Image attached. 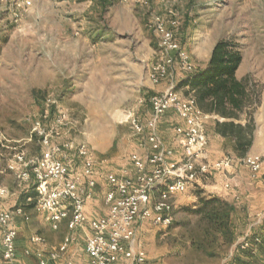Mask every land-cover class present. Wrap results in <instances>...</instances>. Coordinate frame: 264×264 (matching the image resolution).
Segmentation results:
<instances>
[{
	"label": "rangeland",
	"instance_id": "1",
	"mask_svg": "<svg viewBox=\"0 0 264 264\" xmlns=\"http://www.w3.org/2000/svg\"><path fill=\"white\" fill-rule=\"evenodd\" d=\"M19 1L0 0V187L9 189L0 198L1 207L13 208L28 185L8 168L9 161L21 153L35 159L44 151L37 121L46 131L55 128L53 144L87 145L103 171L117 172L128 165L129 154L137 149L130 117L148 118L150 96L167 86L166 80L154 84L149 74L160 50L154 16L168 20L169 11L176 12L181 25L178 41L195 62L202 63L219 39L239 45L242 63L236 76L246 78L249 89L259 94V101L245 110L253 127L247 153L264 156V0H106V7L105 0H31L29 7L19 6ZM184 78L177 67V83ZM185 91L179 89L183 96L191 93ZM59 117L64 118L61 124L56 122ZM64 154L73 166L80 165L73 151ZM247 176L241 160L232 169L211 171L178 195L172 225L145 223L140 239L150 263L159 257L150 258L149 250H162L163 264H221L230 247L207 256L193 246L197 190L204 191L201 196H219L228 190L223 185L227 179L233 178L232 188L237 189L236 180L242 177L246 181L242 185L264 196V169L255 182ZM109 188L99 179L94 193L104 201ZM245 194L237 208L248 222V204L249 211H257L264 200H248ZM27 215L28 236L42 234L55 244L67 234L65 222L53 232L43 214L33 209Z\"/></svg>",
	"mask_w": 264,
	"mask_h": 264
},
{
	"label": "built area",
	"instance_id": "2",
	"mask_svg": "<svg viewBox=\"0 0 264 264\" xmlns=\"http://www.w3.org/2000/svg\"><path fill=\"white\" fill-rule=\"evenodd\" d=\"M19 6L29 7L31 0L19 1ZM165 20L154 16V30L158 34L159 57L153 65L149 79L154 84L167 86L154 92L149 99V117H130V124L139 138V147L128 156V165L121 171L100 168L94 151L85 144L50 142L51 133L36 123V131L42 136L44 151L35 159L28 160L25 154H16L9 161L8 168L21 181L33 178L39 194L35 210L43 214L52 230L57 231L67 221V234L56 251L46 255V238L40 234L31 237L33 248L25 253L34 255L36 264H49L69 253L77 240L74 233L89 228L85 249L89 264H151L147 249L140 239L141 227L148 222L167 228L174 222V204L179 194L189 189L191 182L205 177L211 171L223 172L231 164L229 158L215 162H203L208 147L206 122L209 114L197 104L195 95L180 94L177 89V67L186 77L199 68L187 48L177 38L180 22L174 11ZM176 113L180 123L175 125V141L181 147L178 160H174L175 148L169 146L159 130L161 119L169 112ZM48 118V111L44 115ZM64 118L56 119L58 124ZM58 133V132H56ZM59 134V133H58ZM64 151H73L80 159L78 167ZM252 180L259 179L264 169V156L247 154L241 159ZM102 171V172H101ZM108 182L106 194L107 213L97 218L86 214L87 202L93 197L98 180ZM264 183V181H263ZM225 189H232L230 180L224 182ZM9 194L7 187H0V198ZM15 215L30 217L24 209L0 206V264H17L16 241L18 230ZM263 228L254 232L252 228L234 244L240 250L257 252L264 250V209L257 214L256 223ZM66 264H74L67 260Z\"/></svg>",
	"mask_w": 264,
	"mask_h": 264
},
{
	"label": "trees",
	"instance_id": "3",
	"mask_svg": "<svg viewBox=\"0 0 264 264\" xmlns=\"http://www.w3.org/2000/svg\"><path fill=\"white\" fill-rule=\"evenodd\" d=\"M103 5L106 7L108 1L105 0ZM241 60L242 53L237 43L219 39L212 48L207 64L203 68L199 67L195 73L187 74L177 83V89L186 90V95L190 92L195 95L203 111L238 118L245 107L254 100L259 101V94L249 89L247 79L236 77ZM215 128L232 145L237 159L247 155L252 146L253 127L250 118L245 125L217 122ZM36 188L37 184L31 178L16 199V207L26 212L35 209L39 196ZM197 192L200 193L199 203L193 213L199 218L191 231L193 246L207 256H216L219 249L225 250L239 238L246 222L232 202L211 193L201 196L204 193L201 188Z\"/></svg>",
	"mask_w": 264,
	"mask_h": 264
},
{
	"label": "crops",
	"instance_id": "4",
	"mask_svg": "<svg viewBox=\"0 0 264 264\" xmlns=\"http://www.w3.org/2000/svg\"><path fill=\"white\" fill-rule=\"evenodd\" d=\"M212 51V49H211ZM211 51L208 55V57L206 59H203L202 63H197L198 68L205 66L207 64V61L209 60ZM237 77V76H236ZM240 78V77H238ZM241 79V78H240ZM162 90H159L157 92H160ZM248 107H245L242 112L240 113V116L238 118H234V117H228V116H223V115H217L214 112H210V111H203L209 114V117L207 119L206 122V129H207V133H208V147L205 151V155H204V159L202 160L203 162H215V161H219L222 160L223 158H229L231 161L230 164V169L233 168L235 161L237 162V160H241V159H237V156L233 150V147L229 145H227V140L224 136H221L220 134L217 133L216 128H215V124L221 123V122H234L235 124H242L245 125L246 122L249 120V117H247L245 115V110L248 109ZM134 116V115H132ZM180 123V119L178 117V115L176 113H173L172 111L169 112L167 115H165L160 123H159V130L160 133L162 134L163 138L165 139V141L168 143L169 146H173L176 150L175 155L173 156L174 160H178V157L180 155L181 152V147L176 143L175 141V125ZM137 149L133 150V151H137L138 149H142L141 147H139V138H137V144H136ZM234 152V156L230 154ZM131 151V152H133ZM249 154V153H247ZM260 154V153H259ZM262 155V154H261ZM245 167V165H244ZM246 168V167H245ZM247 170V168H246ZM247 178L249 179V181H256V180H252V178H250L249 176V172L247 170ZM235 179H237L235 177ZM238 180V181H237ZM236 180V183H239V188L234 189L232 188L231 190H227V192H223V194L221 193L219 196H224L225 198L231 197L232 195V201L231 198L227 199L228 201L232 202L236 207L240 206V200L244 198L243 193L245 194V198H247L248 200H256L255 202L259 201V200H264V196L263 195H258L255 194V192L253 190H249L245 184L242 185L243 183H245V179L240 177ZM258 180V179H257ZM231 184L232 186H234L233 183V178L231 180ZM248 184H251L250 182ZM237 185V184H236ZM218 186H211L212 189L216 188ZM95 190V189H94ZM214 194V193H212ZM219 193H217L216 195H218ZM180 195V194H179ZM16 201V200H15ZM237 203V204H236ZM17 201L14 203L13 208H17L16 207ZM257 204V203H256ZM241 208V207H239ZM251 203L250 205L248 204L247 206V211L249 214L248 216L250 217V219L248 220V222H246L245 227L243 228V233L239 236V238L244 235L246 232H248L251 228L252 230L256 233L259 230H261L263 228V223H256V219H257V214L259 212H261V210L264 209V207H261L259 209H257V211H249V209H251ZM243 209V208H242ZM108 210V205L106 202V199L103 200H99V198L96 196V193L93 194V197L90 199V201L87 202L86 205V214L87 216L90 218H97L100 216H103L104 214L107 213ZM238 210V208H237ZM244 210V209H243ZM239 214L242 215V212L240 210ZM26 212V211H25ZM27 214V212H26ZM252 215L255 216V218L252 220ZM15 219H16V226H17V230H18V238L16 241V245H17V251L19 253L18 255V259H17V263L18 264H36L37 263V259L34 255H28L25 253V248L29 247V248H33V244L31 243V236H28L29 234V229H27L26 227V223L25 221H28V219H26V217L22 216V215H15ZM46 219V218H45ZM47 221V220H46ZM65 222V224H64ZM62 222L63 226H66L67 229V221ZM28 226V224H27ZM29 227V226H28ZM61 227V225H60ZM51 229V228H50ZM60 229V228H59ZM57 229V230H59ZM259 229V230H258ZM51 231L56 232L54 230L51 229ZM68 231V230H67ZM89 228L86 227L83 230H78L75 231L74 233L77 235V240L76 242H74L73 245H71L70 247V251L69 253L64 256L61 259H58L57 261H50L49 264H62L63 262H65L67 260H71L74 262V264H89V258L88 255L86 253V249H85V240L87 235L90 233L89 232ZM66 235V234H65ZM64 235V236H65ZM64 238V237H63ZM238 238V239H239ZM237 239V240H238ZM236 240V241H237ZM63 241V239L59 242H54L55 244H52V241L46 243V255L48 256L49 253H51L52 251H56L59 244ZM236 241L230 246L228 252L226 253L224 259L221 260V264H264V250L263 249H258L257 252H251V251H245V250H240L238 248L235 247V243ZM162 250H158V251H153V250H149V256L150 258H154V259H158L156 260V262L152 263V264H163V262L161 261V259L163 260L162 257Z\"/></svg>",
	"mask_w": 264,
	"mask_h": 264
}]
</instances>
